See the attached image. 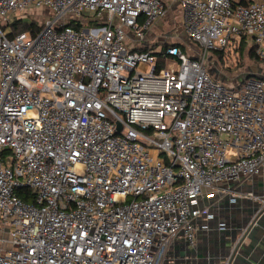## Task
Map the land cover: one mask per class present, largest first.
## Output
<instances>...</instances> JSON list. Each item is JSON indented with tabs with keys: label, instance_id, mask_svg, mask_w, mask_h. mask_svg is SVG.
<instances>
[{
	"label": "built area",
	"instance_id": "built-area-1",
	"mask_svg": "<svg viewBox=\"0 0 264 264\" xmlns=\"http://www.w3.org/2000/svg\"><path fill=\"white\" fill-rule=\"evenodd\" d=\"M175 7L200 48L155 51ZM243 39L264 65V0H0V264H163L181 233L193 245L232 184L264 178V75L207 70Z\"/></svg>",
	"mask_w": 264,
	"mask_h": 264
},
{
	"label": "rangeland",
	"instance_id": "rangeland-1",
	"mask_svg": "<svg viewBox=\"0 0 264 264\" xmlns=\"http://www.w3.org/2000/svg\"><path fill=\"white\" fill-rule=\"evenodd\" d=\"M25 16H28L31 23L35 22L37 24L42 23L41 17H46L48 20H51V13L49 14L48 9L45 7L36 8L30 7L26 10ZM153 27V33L155 34L152 43L156 48H161L168 44L177 43L178 41H183L189 47H193L196 50L200 46L189 40L188 36L182 35L183 25H182V10L179 7H175L173 11H170L168 15L161 21H159ZM178 33L180 35L179 39L175 38V35ZM165 36L168 38L165 39ZM147 46L152 47L150 42L146 43ZM231 50H234V45L231 46ZM251 47H247L242 51L233 52L227 56L219 59V55L215 52H209L206 58L207 70L209 74L216 80H219L223 83L225 87H230L232 83L236 84L237 81L242 83L246 79L247 74L264 75V65L256 62L251 56ZM215 63L213 66L212 64ZM225 75H223V74ZM239 183L232 184V188L236 187ZM227 199V198H225ZM223 199V200H225ZM212 222V221H211ZM210 222V223H211ZM217 236H210V242H215ZM155 242L159 243V235H156ZM195 244L194 248L192 244L183 238L181 233L176 237L173 244L170 246L167 257L163 264H181L185 260H189L188 264H195V261L203 262L206 260L208 255V244L206 242L202 245H198V236L195 235ZM224 247V246H223ZM155 251L156 248H153ZM201 252L197 254L196 252ZM209 264H220L219 258H217V253L213 254L209 259ZM196 264H206V263H196Z\"/></svg>",
	"mask_w": 264,
	"mask_h": 264
},
{
	"label": "crops",
	"instance_id": "crops-1",
	"mask_svg": "<svg viewBox=\"0 0 264 264\" xmlns=\"http://www.w3.org/2000/svg\"><path fill=\"white\" fill-rule=\"evenodd\" d=\"M153 29L148 33L146 40L152 44L151 48H153V50H161V48H164L165 46L161 48H156L153 46L152 40L155 36ZM166 37L167 36H165V39H167ZM263 187L264 178L243 181L234 187L240 195V197L235 198V203H232L230 198L221 200L218 203H214L211 208L214 219L212 222L210 221L211 223H208V229H202L201 225H199L197 228L196 236H198V245H202L205 242L209 245V243H211L210 236H219L221 232L220 228L223 225H228V230L224 232L227 239L230 240L236 237V227L245 225L246 223H251L253 218L256 216L260 205V202L257 200V198L262 196ZM251 195H253L255 198L251 199ZM258 222H262L263 224V226H258L260 230L259 232L264 231V214L258 218ZM259 232L258 234H260ZM240 238H242V236ZM250 243H255L257 247L256 251L253 250V254L250 252L247 253V258L244 257V255L237 256V261L246 264L251 261V257L257 255L258 263L256 264H264V236H255L251 242L248 240L246 241V244ZM196 245L197 244L193 243L192 247L194 248ZM259 250H261L262 253H260ZM196 253L201 254V252L198 251ZM206 260H209L208 255Z\"/></svg>",
	"mask_w": 264,
	"mask_h": 264
},
{
	"label": "water",
	"instance_id": "water-1",
	"mask_svg": "<svg viewBox=\"0 0 264 264\" xmlns=\"http://www.w3.org/2000/svg\"><path fill=\"white\" fill-rule=\"evenodd\" d=\"M262 214H264V212L261 213L259 216L254 217L252 222L249 224L246 223L245 225L237 226L236 234H235L236 237L230 240L227 239L225 236L224 232L228 230V225H225L224 229L221 230L219 236L216 237L215 242L210 243L208 247L209 259L212 257L213 254L217 253V258H219L220 264H226V261H228L227 264H243L240 263V261H237V256L244 255V257H246L247 253L249 252L252 253L253 250L256 251L257 249L255 243L246 244V241L248 240L251 242L255 236H264V231L259 232L260 230L258 228V226L260 225L263 226L262 222H258V218ZM258 232L260 234H258ZM241 236L242 238H240ZM259 252L262 253L261 250H259ZM257 258H258L257 255H254L253 257H251V261L246 264L258 263ZM188 259L185 260V262H182L181 264H188L189 263ZM195 262L209 264L210 260H204L203 262L201 261H195Z\"/></svg>",
	"mask_w": 264,
	"mask_h": 264
},
{
	"label": "trees",
	"instance_id": "trees-1",
	"mask_svg": "<svg viewBox=\"0 0 264 264\" xmlns=\"http://www.w3.org/2000/svg\"><path fill=\"white\" fill-rule=\"evenodd\" d=\"M70 26L73 27L74 29H77V30L81 29L80 25L70 24ZM14 27H15V34L14 35L19 34V33H23V32L28 31V30L40 31V27L37 24H34L32 27H30V26L25 25V24L20 22V23H16ZM176 46H178V45H176ZM165 47H167V45ZM178 47H180V46H178ZM245 48H247V43H246L245 39H243L241 44H240V46H239V48H237L236 51L239 52V51L244 50ZM215 53L219 55V59L223 58V54L222 53H220V52H215ZM250 56L256 62H259L257 60V58L255 57L253 48H251ZM29 193H30L29 191L20 192L19 193V197H21L26 202H31L34 199V195L31 196V194H29Z\"/></svg>",
	"mask_w": 264,
	"mask_h": 264
}]
</instances>
